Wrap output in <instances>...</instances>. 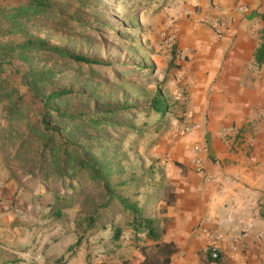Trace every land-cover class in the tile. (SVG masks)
<instances>
[{
	"label": "rangeland",
	"instance_id": "1",
	"mask_svg": "<svg viewBox=\"0 0 264 264\" xmlns=\"http://www.w3.org/2000/svg\"><path fill=\"white\" fill-rule=\"evenodd\" d=\"M168 1L51 0L53 12L32 15L18 8L28 0H0V77L6 89L0 98V183L14 181L17 186L12 199L0 192V216L11 218L10 230L13 224L18 226L14 234L0 236V264L24 262V254H35L38 244L42 247L39 242L44 230L56 225L67 241L80 238L79 246L86 244L94 255L112 249V245L103 246L110 241L109 225L83 235L76 230L78 219L91 214L100 200V185L93 184L87 172L79 175L81 188L74 192L62 179L50 178L47 185L38 182L40 147L36 134L42 130L43 109L25 82L32 73L50 77L37 85L42 94L69 93L52 106L77 118L53 122L52 127H66L74 141L84 142L82 147L89 150L90 158L124 167L123 179L136 173L134 178L144 184L139 199L151 196L146 211L152 214L161 193L159 184L161 180L164 183L166 166L161 155L173 136L180 104L169 86L176 67L172 60L175 39L160 30L156 21L158 13L167 14ZM27 39H42L50 47L85 56L97 64H78L54 52L24 48ZM158 94L166 104L163 114L150 107ZM15 102L20 103L10 113ZM179 106L183 108V104ZM87 116L98 122L87 123ZM29 127L36 131L32 136ZM62 192L73 193L72 205L63 209L62 217L47 222L48 227L38 223L49 216L55 196ZM104 213L110 216V211ZM113 217L116 222L120 219L118 214ZM13 238L22 244L14 248ZM15 251L21 258L16 259Z\"/></svg>",
	"mask_w": 264,
	"mask_h": 264
},
{
	"label": "crops",
	"instance_id": "2",
	"mask_svg": "<svg viewBox=\"0 0 264 264\" xmlns=\"http://www.w3.org/2000/svg\"><path fill=\"white\" fill-rule=\"evenodd\" d=\"M167 5V14L158 13L156 21L174 36L171 79L177 77L187 95L183 108L179 101L173 127L184 122L199 127L172 133L161 155L174 199L169 205L158 200L152 209L164 229L160 242L173 244L169 264H264V59H256L264 42V0H169ZM214 20L223 23L221 35L211 27ZM196 145L202 148L198 166L190 153ZM16 191L14 181L0 185L6 198ZM52 218L38 223L48 227ZM9 220L0 216L2 238L18 230L16 224L10 230ZM203 228L219 235L218 261L210 256L212 240ZM54 229L44 230L42 247L24 254L21 264H143L145 255L155 252V243L144 235L139 240L126 232L111 250L94 255L86 244L73 246L76 236L67 241ZM19 240H11L14 248Z\"/></svg>",
	"mask_w": 264,
	"mask_h": 264
},
{
	"label": "trees",
	"instance_id": "3",
	"mask_svg": "<svg viewBox=\"0 0 264 264\" xmlns=\"http://www.w3.org/2000/svg\"><path fill=\"white\" fill-rule=\"evenodd\" d=\"M19 10L23 13L37 15L49 14L54 11L51 5V0H28L27 4L19 5ZM24 48L32 50H46L47 52H54L61 58L68 61L92 65L97 64L85 56H79L72 53L64 52L61 49L52 46L50 47L42 39H27ZM256 59L258 62L264 59V42L256 52ZM3 65V60L0 59V72ZM49 76L42 73H32L31 77L25 80L30 92L34 98H37L42 104L43 109L40 117V125L42 130H38L40 159H39V176L42 182L41 185H47L50 178L62 179L63 182L68 183V187L73 192L75 188L80 187L79 175L82 172L88 173V178L93 184L100 185L99 203L95 205L93 212L89 215L81 217L77 221V232L83 234L91 233L97 227L105 229L109 225L112 232L110 241L103 246L112 245L113 242H118V237L126 232L132 233L135 239H141L144 235L146 240L154 242L155 252L146 254L143 264H169L173 253V244L160 242L164 229L161 227L159 219L153 217L146 211L147 203L150 200V195L146 196L145 200L140 201V189L144 186L139 179H135L136 173H131L128 179H123L125 169L122 166H115L113 164H105L98 158H90L89 150L82 147L84 142L77 143L71 135H69L66 127L53 128L52 123H61L65 120H74L75 115L61 112V110L52 106L53 103L61 102L68 96L67 91H53L48 94H42L38 90L37 85L45 83L49 80ZM4 81L0 77V98L5 96ZM39 83V84H38ZM2 88H4L2 90ZM42 94V95H41ZM20 102H15L10 113L18 106ZM156 113L163 114L166 104L160 94L152 102L150 106ZM19 112V111H18ZM77 118V117H76ZM83 118V117H82ZM85 119V118H83ZM56 120V121H55ZM85 121L95 125L98 121L93 117L87 116ZM31 136L36 133L30 127ZM88 156V157H87ZM152 174V172H151ZM74 182V183H73ZM133 184V185H131ZM160 196L159 200L165 201L166 205L171 204L174 195L166 183L161 180L159 184ZM129 193V194H128ZM75 196L62 192L55 196L54 203L50 207L49 216L60 218L64 208L72 205ZM110 211V216L106 217V213ZM120 215V219L116 222L114 214ZM104 219V222L102 220ZM92 234H89L91 236ZM81 243L79 238L75 243V248ZM140 250L144 251L145 247L141 246ZM218 261V259L216 260Z\"/></svg>",
	"mask_w": 264,
	"mask_h": 264
},
{
	"label": "built area",
	"instance_id": "4",
	"mask_svg": "<svg viewBox=\"0 0 264 264\" xmlns=\"http://www.w3.org/2000/svg\"><path fill=\"white\" fill-rule=\"evenodd\" d=\"M200 22L205 23V21H200ZM222 26H223V23L220 20H214L211 24V27L214 29L217 35H221ZM169 86H170V89L172 91L174 98L178 101L181 100L182 104H185L187 102V97H186L187 95L184 93V91L180 90L178 78L175 77L174 79H172L169 83ZM191 114H192L191 111L186 112V116H190ZM198 127H199L198 124H191V123L189 124V123L184 122V124H182L181 127L174 128V133L184 135L187 133H191L193 130L198 129ZM201 151H202V148L197 145L193 146L190 150V153L193 157V162L196 166H198L200 162L199 159L197 158V155ZM0 201H1V197H0ZM202 232L205 233L208 236V238L212 240V243L209 246L210 256L213 260H217L219 258V255H218L217 248L215 246V242L219 239V235L217 233L209 232L204 228L202 229Z\"/></svg>",
	"mask_w": 264,
	"mask_h": 264
}]
</instances>
